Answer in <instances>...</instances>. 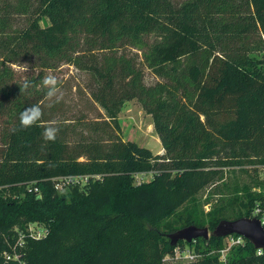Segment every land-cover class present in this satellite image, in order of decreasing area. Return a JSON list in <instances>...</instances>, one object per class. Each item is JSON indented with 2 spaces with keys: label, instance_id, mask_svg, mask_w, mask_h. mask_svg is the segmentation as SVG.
I'll list each match as a JSON object with an SVG mask.
<instances>
[{
  "label": "trees",
  "instance_id": "1",
  "mask_svg": "<svg viewBox=\"0 0 264 264\" xmlns=\"http://www.w3.org/2000/svg\"><path fill=\"white\" fill-rule=\"evenodd\" d=\"M263 50L264 0H0V262L30 221L49 230L26 237L28 264H160L174 248L169 231L250 216L256 195L232 217L221 205L169 221L221 169L264 165ZM66 64L90 77L87 109L64 98L49 106L40 81ZM133 98L164 152L123 139L100 108L117 115ZM33 104L43 118L21 128ZM53 121L59 132L47 141ZM141 171L154 177L137 184ZM60 176L86 181L61 193ZM191 242L203 256L170 264H222L211 251L223 236ZM228 264H264V255L247 238Z\"/></svg>",
  "mask_w": 264,
  "mask_h": 264
},
{
  "label": "rangeland",
  "instance_id": "2",
  "mask_svg": "<svg viewBox=\"0 0 264 264\" xmlns=\"http://www.w3.org/2000/svg\"><path fill=\"white\" fill-rule=\"evenodd\" d=\"M185 1L186 0H173L177 5ZM41 25L45 30L51 28V22L48 19H43ZM188 27L189 26H187L186 29L189 30L191 27ZM258 56L264 59V50L260 52ZM50 73L55 75L61 82L60 91L63 94V98L72 108L75 110L87 109L88 96L84 92V87H87L90 83V77L85 71L66 64L55 71H48V74ZM154 80L153 74L147 70L146 82L152 83ZM100 108L115 124L117 131L123 139H133L141 145L149 146L154 153L164 152L162 141L154 127L153 116L143 107L137 98L126 100L121 111L117 115H111L103 106H100ZM153 177V172L141 171L136 173L135 182L140 184L144 181L151 180ZM56 181L57 189L61 193L68 192L73 185H79L81 187L85 182L81 177L70 179L64 176L56 178ZM249 195H256L258 197L254 200V206L257 202L261 201V199L264 200V165L226 167L221 169L219 175L210 182L192 192L188 200L180 203L177 208L178 213L172 215L169 221L174 223L178 214L185 212L188 208L196 207L200 215L206 216V213L211 209L221 205L226 207L227 215L232 217L238 213V210L241 208V201H247ZM241 209L244 210L245 208ZM42 225L46 226L47 224L40 221V226ZM206 226L209 227L208 224H206ZM162 227L166 228L163 224ZM212 232L213 230L210 228V234H212ZM167 238L170 239V237ZM196 244V242L189 243L186 240H179L176 243V245H180L182 248L189 247L190 249H196ZM158 248L161 254L162 245L159 244ZM172 251L162 254V257L159 258L160 264L176 263L181 260L173 256ZM216 252L217 249L211 251V253ZM3 259L4 257L2 261Z\"/></svg>",
  "mask_w": 264,
  "mask_h": 264
},
{
  "label": "built area",
  "instance_id": "3",
  "mask_svg": "<svg viewBox=\"0 0 264 264\" xmlns=\"http://www.w3.org/2000/svg\"><path fill=\"white\" fill-rule=\"evenodd\" d=\"M81 177L86 181V177L82 176H75ZM67 178H74V177H67ZM56 180V178H55ZM57 187V181H56ZM58 188V187H57ZM35 190H38L35 187ZM251 217H257L260 219L261 223L264 225V200L257 202L252 209ZM18 230V238L15 243L10 247V249H5L2 252L4 257L3 261L0 264H28L26 258L23 257V250L25 248L26 237L31 236L35 238H41L48 233L49 227L46 225L40 226V221H30L27 223L25 228H20L19 226L16 227ZM246 237L239 233H229L223 236V246L217 249V254L219 261L222 264L229 263V257L233 246L244 244L246 242ZM196 240V238L194 239ZM190 243V242H189ZM264 248L258 247L257 252H263ZM172 255L176 258L181 259L177 262H188L194 261L199 257L203 256V252L197 251L196 249L182 248L180 245H175L172 251ZM13 256V257H12Z\"/></svg>",
  "mask_w": 264,
  "mask_h": 264
},
{
  "label": "water",
  "instance_id": "4",
  "mask_svg": "<svg viewBox=\"0 0 264 264\" xmlns=\"http://www.w3.org/2000/svg\"><path fill=\"white\" fill-rule=\"evenodd\" d=\"M239 233L251 240L255 247L264 248V225L260 219L251 216H242L234 219H223L214 229L213 233L224 236L229 233ZM208 226L188 224L168 233L172 245L179 240L193 241L197 237H210Z\"/></svg>",
  "mask_w": 264,
  "mask_h": 264
},
{
  "label": "clouds",
  "instance_id": "5",
  "mask_svg": "<svg viewBox=\"0 0 264 264\" xmlns=\"http://www.w3.org/2000/svg\"><path fill=\"white\" fill-rule=\"evenodd\" d=\"M41 86L46 90L45 95L48 101L52 104L60 103L63 99V94L60 91L61 82L53 74L45 75L41 81ZM31 86V82L25 80L22 85H20L21 91L27 90ZM43 110L39 104H33L25 108L19 117L20 127L27 129L34 125H37L39 121L43 118ZM57 121H53L45 127L43 137L47 141H55L57 134L59 132ZM257 255H264V252L258 251Z\"/></svg>",
  "mask_w": 264,
  "mask_h": 264
}]
</instances>
